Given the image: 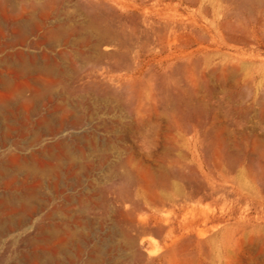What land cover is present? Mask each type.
I'll return each mask as SVG.
<instances>
[{"label": "rangeland", "instance_id": "rangeland-1", "mask_svg": "<svg viewBox=\"0 0 264 264\" xmlns=\"http://www.w3.org/2000/svg\"><path fill=\"white\" fill-rule=\"evenodd\" d=\"M19 4L29 5L27 13L37 18L48 13L45 23L66 28L59 37L23 47L39 59L47 55L60 77L51 102L41 103L30 119L48 118L45 127L61 124V131L49 135L42 128L38 141L29 131L24 142L16 138L17 144L0 146V196L15 195L14 185L3 188V161L10 154L40 157L62 140L65 149L75 148V158L63 160L67 177L61 185L70 196L91 200L79 216L76 204L71 209L77 211L71 212L74 219L87 221L75 234L79 243L75 237L65 245L76 256L71 264H264V45L254 38L256 31L264 38V0ZM161 8L160 17L151 14ZM92 16L96 25L117 30V43L92 46ZM163 17L173 22L159 34ZM59 198L52 197L48 207ZM35 211L20 224L13 216L1 218L7 222L0 231V264H27L32 246L38 247L37 263L46 262L34 231L44 214ZM124 216L141 228L142 221L150 225L140 231L131 222L128 229ZM156 226L165 230L154 231ZM94 243L106 250L97 261L89 252Z\"/></svg>", "mask_w": 264, "mask_h": 264}, {"label": "bare ground", "instance_id": "bare-ground-1", "mask_svg": "<svg viewBox=\"0 0 264 264\" xmlns=\"http://www.w3.org/2000/svg\"><path fill=\"white\" fill-rule=\"evenodd\" d=\"M161 1H165V0H154V2L156 4L160 3ZM187 1H193L194 2V0H187ZM243 1H246V0H243ZM20 2H21V0H0V146H3V147L6 144H12V143L17 144L18 139L16 140V138H19V142H20L22 138H24L25 136H28L29 131L30 132L32 131L31 134L32 133L35 134L34 136L36 137L37 135L42 133V131H43L42 128H44V129L47 128L45 126L47 125V119L48 118L43 117V119H41L42 117H40V119L38 118L35 121H33L30 119V116L35 114L36 110L39 108L38 106L41 103H42V106H43V104L46 105L45 100H47V103L51 102V99L54 97V86L59 84V82H60L59 73H58L56 66L53 63L54 61H51V59H49L47 55L40 56V57H42V59L41 58L39 59L36 57L37 55L25 53L23 51V47L24 46L26 47L27 45H30V46H35L36 44L38 45L40 43L41 38H44L46 40L47 39H53L57 36L59 37V34H61V33H66L63 30L66 28H63V26L55 25V24L50 23V22H49V24H47L44 22V20H48V18H49L48 13H44L43 16L40 18L34 17L32 12L29 13L32 15H29L27 13L29 5L26 6L23 4H19ZM136 4H138V3H136ZM161 4H163V3H161ZM169 5H170L169 3L164 4L165 8L169 7ZM261 7H262V5H261ZM163 9L164 8L157 9V10L153 9L151 11V14L154 16L160 17L162 15ZM32 11H33V9H32ZM259 15H262V14L260 13ZM89 20H90V23H89L90 27L92 29H94V33L96 35V39L93 40L92 46L97 48L101 43H106L108 46H111V45H114L115 43H117V42H115V41H117V30H115L113 28L112 29L103 28V27L96 25L97 22H96L95 17H93V16ZM163 20H164L163 21L164 24L162 22L160 23V25L163 24V27H158L159 22L157 23V26H155L156 28L157 27L159 28V29L158 28L155 29V30H157V33H159V34H162L161 33V31H163L162 29L165 28V30L166 29L168 30L169 27L171 28L170 25L173 22V21L171 22V19H169L167 17H163ZM258 25L259 24H257V26ZM159 34H157V35H159ZM162 36H164V35H162ZM254 36H255L254 38L257 39L259 44L264 45V38L262 36H259L257 34V31L254 32ZM40 107H41V105H40ZM53 108L55 111L56 107L53 106ZM46 109H47V107H46ZM48 109H50V110H48L47 113L53 112L52 108H48ZM56 125H57V127H56ZM56 125H54V124L52 125V123H51L49 128H47V132H44V133L49 134V135L50 134L51 135H53V134L58 135V133H60L59 131H61V129H59L61 127L60 126L61 124L60 125L56 124ZM30 136L32 137V135H30ZM39 137H41V136H39ZM26 138H25V140H26ZM35 139H37V137ZM22 140H23L22 142H24V139H22ZM37 141H38V139H37ZM57 141H59V140H57ZM28 142H33V141L29 140ZM34 142H36V141H34ZM61 142L64 143V141L60 140V142H56L57 144L55 143L56 144L55 147L54 146L52 147L50 145L51 146L50 148L48 146V148H46V150H42L41 153L39 152L40 157H38V154L36 156V154L33 155L31 152H30L31 155L29 153V157H27V158L26 157H20L19 155L14 156V155H12L13 154L12 153V154H10L8 160L5 159L3 161V163L6 162V164H4L5 165L4 166L5 171L3 170V168L1 169L4 171V175H6V176H4L6 178V181L4 180V177L2 179V180H4L3 184H5V185H3V188L8 189V187H10L11 185H14L12 188H10V190H13L15 195L12 197H4V195H3V197H1L2 195L0 196L1 197L0 198V231H2V228L4 227L3 224L5 222H7V219H1V218L13 216L17 220V223L20 224V223H24V221H26L25 220L26 218L31 219L33 217L32 214L36 212L35 210L37 208L39 209V211L42 210V213H43L44 208L45 209L48 208V210H45L46 212L43 213L44 215H42L41 218L39 217L41 219L40 222H42L43 224L38 225V223H37L38 230L36 228L34 230V231H37V233L39 235L36 232L35 233L33 232L34 234L39 236L37 239L38 243L43 242L42 243L43 245L41 244L43 246L42 249H44V251L46 253V254L44 253L45 258L43 257L44 259H46L45 260L46 262L44 264H71V261H73L72 258H75L76 256L73 255V257H72L70 254L71 251L66 249V247H68V246H65V245L68 244L67 242H69L70 240L77 237V235L75 236V234H76V232L80 231V230L77 231L78 228L80 229L84 225L86 227V224H87V221L81 220V215L78 218L76 217L77 219L76 218L74 219L71 214L73 213V211H74V214H76L75 212L78 211V216H79V214H80L79 212L80 211L82 212L85 207L89 206V201H91V200H89L90 197L88 195H87V197H85V195L83 197L78 196L79 191L77 193L78 197L70 196L69 195L70 193L67 194L64 191V187H62V185H61V184H63V182L61 183L62 179L64 180V178H62V177L64 174H66V170L64 172L62 169V167L65 168L63 166V163H64L63 160L65 159V162H66V160H69L70 157L75 158V156H74V154H75L74 149L75 148L72 149L73 151H71V149H69V150L65 149L64 147H62L63 144ZM65 146H66V144H65ZM43 149H45V148L43 147ZM54 149H56L57 151ZM13 161H15V165L10 166L11 165L10 162H13ZM67 165H68V163H67ZM88 169H89V167H88ZM67 173L69 175V172H67ZM64 176H65V178L67 177L66 175H64ZM28 178L31 181L27 182L26 180ZM78 179H76V180H78ZM162 179H164V178H162ZM44 180H46L45 185L43 182ZM64 182H65V180H64ZM42 186L44 188L46 186L48 191H46V193H44V194H39L38 193L39 189ZM73 186H72V188H73ZM20 190H22V191L24 190V193L21 194L22 191H20ZM18 191H20V193H18L20 195H17L16 192H18ZM64 192H65V194H64ZM190 192H191V190H189V194H190ZM72 193L73 192H71V194ZM87 194H89V193H87ZM191 194H193V193H191ZM9 195H13V193L9 194ZM72 195H74V194H72ZM52 197H54V198L60 197L62 200L60 202L57 201L58 204H55L56 203V201H55L54 204H52L50 207H48L49 201L51 200ZM173 199H175V198H173ZM172 201L174 202V200H172ZM176 201H178V200H176ZM71 204H73V205H71ZM69 205H71V206H69ZM74 205L77 207L76 208L77 211H76V209L71 211V209H73L72 207H74ZM86 209H84V210L86 211ZM40 215H41V213H40ZM74 217H75V215H74ZM124 217H126L125 219H127V216H124ZM131 218L132 217L127 219V220H129V223L124 221L125 222L124 224L128 223V225L126 224L128 229H129L131 222H132V227H135V228H136V225L134 224V226H133L134 222H136L137 225L140 224L139 225L140 228H138V229H140V231L142 230V228L144 229V227H146L147 222L145 220H144V222H146V223H143V221H142L143 227L141 228V222L138 221L137 219H136V221L133 220L130 222V220L133 219V218L132 219ZM9 219L10 218H8V222H9ZM120 219H123V217L121 216ZM16 220H14V221H16ZM88 220H89V218H88ZM90 220L92 221V219H90ZM12 221H10V222H12ZM98 223L100 224V222H98ZM148 223H149V220H148ZM148 223H147V227L150 225V223H149V225H148ZM157 226L154 227V228H156V230L154 229V231H157V229H158ZM88 227L86 229L87 231L90 228V227L89 228ZM132 227L130 229H133ZM158 227H160L159 229L162 228L161 225ZM96 229L97 228H95V231H96ZM152 229H153V227H152ZM159 229H158L159 232H162L163 230H165L164 228L162 230H159ZM95 231L92 230V232H94L93 235L96 234ZM129 231H131V230H129ZM100 232L102 234L104 233L103 231H100ZM137 233H140V232H137ZM1 234H2V232H0V236H1ZM78 234H80V233H78ZM105 234H107V233L105 232ZM168 234H170V233H168ZM36 235H35V237H36ZM122 235H127V234L124 233ZM164 235L166 236L167 234H164ZM133 236H134V234H133ZM133 236L132 237L130 236V238L132 240V241L130 240V242H132L131 244L129 243L130 245L133 244V240L135 239V237L133 238ZM32 237H34V236H32ZM112 237H113V235H112ZM112 237H110V238H112ZM126 237H128V235ZM78 238H80V237H77V239L75 238L76 241L75 240L74 241L77 242ZM174 238L176 239V237H174ZM86 239H87V235H86ZM101 239H102V236H101L100 240ZM104 240H106V239L104 238ZM104 240H102V241H104ZM107 241H109V240L107 239ZM107 241H105V245H106ZM135 241H137V239H135ZM175 241H177V240H175ZM69 243H72V241ZM77 243H79V242H77ZM108 243L110 244V242H108ZM111 243H112V241H111ZM36 244H35V246H37ZM100 244L97 243V246L98 245L99 246L95 247L96 243H94L93 247H91V248H95V249H93L92 252L89 251L90 254L91 253L93 254V255H91L92 261H93V258H95V261H97L100 257L98 259H96V257H97L96 255L99 254V256H101L102 255L101 250L105 249V246H103V248L101 246L102 249H100ZM135 244L136 243H134L133 245H135ZM171 244H172L171 246L173 247V242ZM38 245H40V244H38ZM77 245L79 246V244H77ZM77 245H76V247H77ZM32 247H33L32 251L34 252V255L32 254L33 255L32 256L30 254V256H32L33 258H30V259L28 258L26 260V262H27V264H38L37 262H38V259H40V258H39V255H37L38 253L35 251V249L37 250L38 247L37 248H35L34 246H32ZM112 247H113V245H112ZM135 247L137 248V245H135ZM174 247H175V245H174ZM174 247H173V249H174ZM39 248H41V247L39 246ZM68 248H70V246ZM107 248H109L108 245H107ZM136 248L135 249L133 248L134 253H136L135 251L138 249V248L137 249ZM169 248L168 249L166 248V250L168 251ZM38 251H39V249H38ZM44 251L40 250V252H44ZM76 251H77V253H81V254L83 253L79 250V247H77ZM103 251H106V250H103ZM62 252L65 253V260L63 259V256H62L63 254L60 255L61 260L59 259L60 256L58 257L59 253H62ZM138 252H139V254L141 253L140 250ZM176 252L177 251L174 252L175 254H173V257H174V255L177 256L179 254V253L177 254ZM103 253L105 254V252H103ZM73 254H74V252H73ZM164 254L168 255L166 253H164ZM164 254H162L163 258H165ZM169 254L170 255H168V256L170 257V260H171V258H172L171 253H169ZM26 256H28V254H26V255L24 254V257H26ZM136 256H137V254H136ZM168 256H167V258H169ZM138 257H139V255H138ZM138 257H135V258H138ZM139 258H141V255ZM0 260L2 261V259H0ZM163 262H164V260L162 261L161 264H164ZM165 262H167V261H165ZM172 263H174V262L172 261ZM168 264H171V262Z\"/></svg>", "mask_w": 264, "mask_h": 264}]
</instances>
